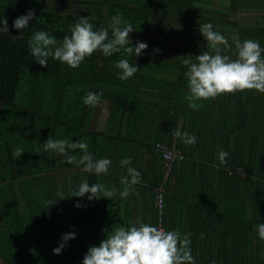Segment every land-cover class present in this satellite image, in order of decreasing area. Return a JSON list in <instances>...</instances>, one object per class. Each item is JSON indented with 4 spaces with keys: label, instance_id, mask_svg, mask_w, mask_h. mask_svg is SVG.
I'll use <instances>...</instances> for the list:
<instances>
[{
    "label": "trees",
    "instance_id": "1",
    "mask_svg": "<svg viewBox=\"0 0 264 264\" xmlns=\"http://www.w3.org/2000/svg\"><path fill=\"white\" fill-rule=\"evenodd\" d=\"M258 2L264 5V0ZM212 4L213 0H0V18H7L8 27V32H0V264H82L88 249L99 246L105 237L90 225L94 199L90 201L89 194L79 197L67 210L54 202L50 171L54 151H45L43 143L49 137L70 142L85 140L88 152H95L90 141L96 146L103 134L88 130L94 106L83 103L87 92L103 93L101 101L108 104L111 124L124 115L133 117L139 107L143 109L146 103L142 99L158 98L163 91L159 87L173 93L179 106L174 114L181 115L182 89L188 85L183 76L187 66L181 55H191L195 62V54L210 50L193 40L203 37L191 25L198 20L194 11ZM29 10H33L34 20L18 32L13 21ZM117 13L133 26L130 46L147 44L140 56L130 57L121 51L108 57L96 51L73 69L52 57L48 58V66L41 68L30 54L28 40L35 32L46 31L54 36V50L84 17L90 18L94 30L108 28L111 38L110 22ZM155 16L186 24L178 58L158 55L164 47L149 41V24ZM120 59H128L140 70L126 81L118 79L120 70L115 63ZM218 107L216 127L229 129L225 103ZM173 123L157 132L155 142L170 144L171 136H176ZM246 128L247 135H240L234 156L223 164L229 163L230 174L219 172L224 186L235 183L236 192L230 193L224 187V192L212 194L205 209L200 210L205 219L187 216L183 230L180 214L168 211L166 215L164 211L166 231L192 233L190 248L195 264H264V240L257 232V225L264 223V124L249 120ZM181 145L176 143L184 154ZM17 147L25 151L20 158L13 155ZM41 159H47L43 172ZM159 176L160 170L154 184ZM186 181H182L183 189ZM185 198L183 194L181 199ZM70 232L75 238L54 255L62 236ZM214 240L218 244L216 252L211 250ZM198 242L200 251L196 249Z\"/></svg>",
    "mask_w": 264,
    "mask_h": 264
},
{
    "label": "crops",
    "instance_id": "2",
    "mask_svg": "<svg viewBox=\"0 0 264 264\" xmlns=\"http://www.w3.org/2000/svg\"><path fill=\"white\" fill-rule=\"evenodd\" d=\"M213 1L214 4L210 8L194 11L198 20H194L193 23L197 22L202 25L211 23L214 31L228 38L231 48H223V55H228L232 59L236 58L233 37H238L241 42L245 39L256 40L261 48H264L263 4L258 0ZM183 29L181 46L185 41L186 24L184 25V23ZM193 40L208 48L204 38H193ZM176 55L173 51L168 50L164 56L178 58V49ZM181 59H184L183 54ZM158 89L163 90L160 91L158 98L154 96L150 99H140L146 103L143 109L139 107L133 117L124 115L112 124L109 122L108 104L105 101H100L94 106L88 130L101 133L103 136L98 139L99 142L96 143V146L90 141V146L95 151L90 154L94 159L111 160L112 163L107 174L96 175L85 172L80 166L65 163L62 155L53 152L54 158L50 170L54 188L53 200L63 210L69 209L73 202L79 199V197L71 196L84 181H87L89 185L102 184L105 189L114 190L115 195L111 199L99 198L102 193H98V199H94V204L90 207L92 212L90 225L94 227L96 233H100L103 237L107 235L104 231L106 229L134 226L137 222L154 226L155 212L151 188L157 184L154 183L160 170V158L153 147L157 143L155 142L157 132L167 130L170 122H174L175 133L179 130L181 134L188 133L196 137L194 145H186L182 137L175 136L176 143L182 144L184 154H182V160L177 161L173 167L164 199L166 215L168 211L172 214L179 213L182 230L186 227L183 220L187 216L195 218L201 216L205 219V214L200 210L201 208L205 209V203L212 194L224 192V187L230 193L236 192L235 183L233 185L227 183L224 186L223 178L220 179L219 172H226L228 175L230 170L229 163L224 166L219 162L218 153L221 150L227 152L226 163L229 162L234 156L240 135L244 137L247 135L246 127L249 120L256 124H264V93L243 91L221 94L214 99L197 101L199 107L193 110L188 106L189 102L186 100V95H190L188 87H184L181 99L182 113L177 115L174 114V108L177 109L179 106L174 102L173 93L171 91L164 92L162 87ZM155 91L152 89L151 92ZM220 103H225L224 113H227L228 116L224 115V117L226 120L229 118V129L216 127L219 122L218 106ZM166 113L168 114L166 115ZM260 146L261 143L258 142L257 148ZM70 154L79 157L83 153H78V150H75V152L70 151ZM123 159H130V167L140 173L141 179L139 184L133 186L132 194L126 199L120 196V192L124 188L120 181L123 176L127 175L126 167H122L120 164ZM39 165L43 172L47 167V159H41ZM236 171L239 173L240 169L238 168ZM242 177L245 176L242 175ZM184 179L188 181L183 189L182 181ZM58 192L62 193L65 199L60 200ZM183 194L186 198L182 200ZM179 204L180 206L177 207ZM196 249L200 251V242L197 243ZM217 249L218 244L214 240L211 250L216 252Z\"/></svg>",
    "mask_w": 264,
    "mask_h": 264
},
{
    "label": "clouds",
    "instance_id": "3",
    "mask_svg": "<svg viewBox=\"0 0 264 264\" xmlns=\"http://www.w3.org/2000/svg\"><path fill=\"white\" fill-rule=\"evenodd\" d=\"M34 20L33 10L13 21V27L18 32ZM111 38L108 28L93 29L89 17L80 18L70 29V37L64 36L60 46L54 36L46 31H37L28 40V49L36 63L41 67L48 66V58L75 69L96 51L104 56H112L115 53H123L127 56H140L147 49V44L138 42L135 47L130 46L129 34L134 31L133 26L122 15L117 13L110 22ZM0 32H8L7 18H0ZM199 32L206 40L210 49L195 57L184 56L183 64L187 66L185 76L188 81L190 95L186 96L188 106L195 110L199 105L197 101L214 99L221 94H232L243 91H256L264 93V48L258 41L245 39L243 42L238 37H233L236 58L223 55V48H231L227 37L213 30L211 23L199 25ZM223 46V47H222ZM120 70L118 79L126 81L133 77L140 69L130 63L128 59H120L115 63ZM103 93L87 92L82 98L83 103L96 106ZM176 136L182 137L186 145H194L196 137L178 130ZM45 151H54L64 157L67 164H75L82 167L85 172L96 175L107 174L111 160L102 158L94 159L88 152V143L85 140L70 142L67 139H49L43 143ZM80 150L82 155L77 157L70 154ZM24 149L17 147L13 153L14 157L20 158ZM228 153L221 150L218 160L221 164L226 163ZM126 167L127 175L121 178L120 183L124 185L120 192L121 198H128L133 191V186L141 182L140 173L130 167V159L120 162ZM89 194L88 199H98V193L106 199H111L114 190L105 189L102 184L89 185L87 181L79 185L77 191L71 197H83ZM57 195L60 200L65 199L62 193ZM80 205L77 204L76 207ZM107 235L99 246H91L83 258L82 264H195V258L191 253L192 233L182 234L179 229L166 231L162 227H154L148 223L137 222L134 226L115 227L104 230ZM259 238L264 240V223L257 225ZM75 238V233L64 234L60 245L53 250L54 255H59L67 242ZM203 239V234L200 236Z\"/></svg>",
    "mask_w": 264,
    "mask_h": 264
},
{
    "label": "built area",
    "instance_id": "4",
    "mask_svg": "<svg viewBox=\"0 0 264 264\" xmlns=\"http://www.w3.org/2000/svg\"><path fill=\"white\" fill-rule=\"evenodd\" d=\"M154 150L158 152L160 157V176L157 184L151 188L153 194V209L155 212L154 227L164 228V207L166 188L170 183L171 172L174 164L181 161L182 153L176 147L175 136H171L169 145L155 143ZM165 229V228H164Z\"/></svg>",
    "mask_w": 264,
    "mask_h": 264
},
{
    "label": "rangeland",
    "instance_id": "5",
    "mask_svg": "<svg viewBox=\"0 0 264 264\" xmlns=\"http://www.w3.org/2000/svg\"><path fill=\"white\" fill-rule=\"evenodd\" d=\"M59 3H64L65 0H57ZM172 18H163V17H153L151 23L149 24V41L153 45L163 46L164 52H158V55L164 56L166 51H173L174 55H176V50L181 45V38L184 33L183 25H181L178 21ZM199 25L201 23L194 22L192 24L193 27L199 29ZM179 26V27H178ZM181 26V27H180ZM173 56V54H172Z\"/></svg>",
    "mask_w": 264,
    "mask_h": 264
}]
</instances>
